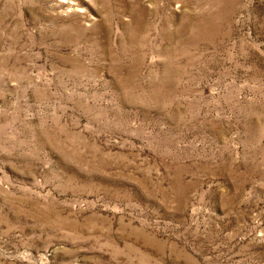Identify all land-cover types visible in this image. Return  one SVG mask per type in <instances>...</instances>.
I'll use <instances>...</instances> for the list:
<instances>
[{
	"label": "rangeland",
	"instance_id": "rangeland-1",
	"mask_svg": "<svg viewBox=\"0 0 264 264\" xmlns=\"http://www.w3.org/2000/svg\"><path fill=\"white\" fill-rule=\"evenodd\" d=\"M0 264H264V0H0Z\"/></svg>",
	"mask_w": 264,
	"mask_h": 264
}]
</instances>
